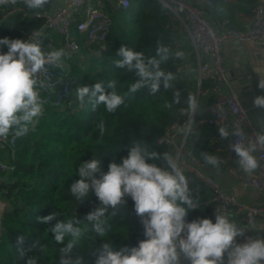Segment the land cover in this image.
I'll use <instances>...</instances> for the list:
<instances>
[{
    "label": "trees",
    "instance_id": "1",
    "mask_svg": "<svg viewBox=\"0 0 264 264\" xmlns=\"http://www.w3.org/2000/svg\"><path fill=\"white\" fill-rule=\"evenodd\" d=\"M213 1L216 12L226 2ZM252 1L248 2L251 7L255 5ZM50 7V4L46 5L42 10ZM14 9L17 10L9 13ZM25 11L29 13L25 15ZM32 11L23 3L0 6V39L24 40L30 31L44 21L41 17L32 16ZM112 16L109 38L114 43L101 56L88 52L84 39L79 37L81 50L69 58L74 86L91 87L103 82L105 90L111 91L107 88V82L115 79L119 82L118 91L124 92L135 78L133 73H125L112 64L113 59H120L116 56L118 47L126 46L142 52L146 57H152L157 47L162 45L169 49L170 56L161 68L175 75L173 87L165 90L161 86L155 94L142 89L128 97L125 105L115 113H108L103 105L96 111L86 106L71 112L60 107L55 94L44 101L43 114L27 134L18 138L16 155L12 159L14 169L9 172L8 180L0 185V200L6 203L0 215V264H26L31 256H38L39 264H58V249L61 245L55 244L53 233H46V229L56 221L44 224L38 222L37 218L57 212L59 220H83L97 206L94 194L81 204L69 191L70 185L79 179L77 169L80 164L95 155L100 157L102 170L107 172L109 163L113 160L121 163L133 142L137 141L149 150L172 154L171 148L159 143L158 139L175 122H183L191 114L186 111L187 98L189 95L197 97V78L191 72L197 66V59L190 43H184L181 52L175 49V43L181 37L179 20L169 15L158 0H131L128 8L117 9L112 12ZM51 35L59 41L57 34ZM6 52V46L0 45V53ZM186 66L190 68L189 71L182 70ZM209 86L210 81L201 83L199 98ZM177 90L180 92L179 104L173 102V94ZM212 100L210 95L207 101L210 103ZM207 116V112L198 108L186 141L187 151L202 161L201 153L215 155L214 135L218 133L217 126L204 120ZM100 119L105 121L106 132L103 137H100L95 127ZM155 163L165 166L163 161ZM183 172L198 200V208L189 210L186 222L198 218H210L215 222V203L211 201V190L195 173ZM126 200V205L117 215L110 217L109 234L105 238L89 234L83 247L77 249L79 254L85 256L87 264H94L95 249L100 247L103 239L111 241L114 250L119 251L125 247H135L145 238L143 227L134 212V202L130 197ZM20 236L24 237L22 245L17 244ZM237 243L244 242L237 239ZM33 245L36 247L33 248ZM40 246H44L43 252ZM18 249H24V255Z\"/></svg>",
    "mask_w": 264,
    "mask_h": 264
},
{
    "label": "clouds",
    "instance_id": "2",
    "mask_svg": "<svg viewBox=\"0 0 264 264\" xmlns=\"http://www.w3.org/2000/svg\"><path fill=\"white\" fill-rule=\"evenodd\" d=\"M17 3H23L29 10H42L51 0H0V6ZM41 36L42 33H36L27 40L0 39V45L7 48L6 53H0V138H7L14 128L18 129L16 135L27 132L28 125L44 110L38 91L43 87L39 74L46 73L49 64L64 68V50L45 52ZM116 56L120 59H113L112 64L125 73H133L134 81L124 92L118 91L119 82L115 79L107 82L111 91L105 90L103 82L91 87L77 86L75 94L82 108L90 106L96 111L103 105L108 113H115L128 97L142 89L155 94L161 86L165 90L173 87L175 75L161 68L170 56L167 47L160 45L155 56L146 57L140 51L121 46ZM255 71L257 88L264 93V66ZM173 102L180 103L178 90L173 94ZM253 105L264 111V94L255 96ZM198 108L196 97L189 95L186 111L194 114ZM191 123L188 122L186 130H191ZM95 127L103 137L105 121L100 119ZM218 133L221 139L235 138L229 148L235 153L239 168L248 175L253 174L259 167L254 153L264 149V124L250 140L243 129H230L228 125L220 126ZM201 155L206 164L219 169L222 160L218 156ZM155 161H163L165 166H158ZM77 176L79 179L70 185L71 195L82 204L94 194L97 206L83 220H59L57 212L37 218L44 224L56 221L46 233H53L55 244L61 245L58 264H87L85 256L77 249L83 247L89 234L105 238L111 231L110 217L117 215L129 197L134 202V212L145 238L137 246L119 251L114 250L111 241L103 239L95 249L94 264H182V261L187 264H264V237H249L244 243H237V237L254 225L241 226L229 214L217 210L215 222L210 218L186 222L189 210L198 208V200L176 159L167 152L158 153L138 141L133 142L127 157L122 158L121 163L111 161L107 172L102 170L100 157L94 155L80 164ZM23 242V236L17 238L18 245ZM18 250L24 255V249ZM40 250L43 252L44 246H40ZM26 264H39V257H29Z\"/></svg>",
    "mask_w": 264,
    "mask_h": 264
},
{
    "label": "built area",
    "instance_id": "3",
    "mask_svg": "<svg viewBox=\"0 0 264 264\" xmlns=\"http://www.w3.org/2000/svg\"><path fill=\"white\" fill-rule=\"evenodd\" d=\"M158 1L165 6L169 15L180 22L181 37L177 39L175 49L181 52L184 43H190L193 47L197 59L195 71L198 94L201 83L210 81V86L202 91L213 97L212 102L206 106L208 116L204 120L217 127L228 125L230 129L241 128L247 139H254L257 130L238 95L234 91L227 92L224 89L228 83V71L224 63L223 45L226 41H231L235 45L244 42L264 44V0H256L252 9V23L248 29L236 28L228 18L221 19L218 25L214 26L207 10L193 0ZM201 1L210 10L214 9L213 0ZM130 4L131 0H68L65 4L54 7V0H51L49 9L30 12L32 16L41 17L44 21L30 31L24 40L32 39L36 33H42L40 39L45 52L58 49L65 52L64 68L49 64L46 65L48 71L38 76L43 82V87L38 88L44 93L40 94L43 101L55 94L61 108L71 112H77L81 108L70 74L69 58L81 50L79 37L84 39L88 52L95 56L104 54L114 43L109 38L113 24L112 12L126 9ZM28 13L25 11L24 14ZM51 33L57 34L59 41H56ZM37 119L28 125L27 132L16 135L18 129L14 128L7 138H0V185L8 180L9 172L14 169L12 159L16 155L18 138L27 134ZM192 120L193 116L189 115L187 120L175 122L159 137L158 142L171 148V155L183 171L195 173L209 187L212 192L211 201L215 203V212L217 210L229 214L231 218L240 217L245 227H249L257 219H264V202L253 204L240 202L232 191L225 189L213 176L204 171L207 165L204 161L187 151L186 141L190 131L186 130V126ZM234 139L230 137L229 144L233 143ZM254 154L257 155L259 167L251 175L238 174V179L243 186L264 192V149ZM3 208L4 203L0 207V212ZM249 237L252 238L251 229L247 228L244 235L237 239L245 242ZM182 264H187V261H182Z\"/></svg>",
    "mask_w": 264,
    "mask_h": 264
},
{
    "label": "crops",
    "instance_id": "4",
    "mask_svg": "<svg viewBox=\"0 0 264 264\" xmlns=\"http://www.w3.org/2000/svg\"><path fill=\"white\" fill-rule=\"evenodd\" d=\"M67 1L54 0V7L61 6ZM193 1L207 10L209 19L214 26H217L219 21L224 18L230 19L231 24L238 29H248L251 26V8L253 6L249 5V0H228L223 4V8L217 12L214 6V14L212 13L213 10L207 8L201 0ZM252 2L255 4L256 0ZM223 55L228 71V83L224 86V89L227 92L234 91L238 95L252 124L258 131L260 126L264 124V111L253 105V99L257 95L264 94L257 88L258 77L255 71L258 67L264 66V44L244 42L241 45H235L231 41H226L223 45ZM188 69L190 68L186 66L182 70L189 71ZM191 72L196 75L195 70ZM201 96H203L202 101H200L201 97L199 98L198 94L199 108L207 112V98L210 94L202 92ZM190 115L194 116L192 113ZM214 152L222 160L219 169L207 164L204 171L213 176L225 189L232 191L240 202L244 204L264 202V192L253 187H245L240 183L238 174L246 173L239 168L235 153L229 148V138L221 139L219 133L215 134ZM232 219L245 227L240 217H233ZM253 225L255 227L250 228L252 237H264V219H257L250 226Z\"/></svg>",
    "mask_w": 264,
    "mask_h": 264
},
{
    "label": "rangeland",
    "instance_id": "5",
    "mask_svg": "<svg viewBox=\"0 0 264 264\" xmlns=\"http://www.w3.org/2000/svg\"><path fill=\"white\" fill-rule=\"evenodd\" d=\"M76 87H77V86H75V90H76ZM202 98H203V96H201V99H200V101H202ZM0 202H1V201H0ZM2 202L4 203V208H5V206H6V203H5L4 201H2ZM2 202L0 203V204H1V206H0V207H2V206H3V203H2ZM4 208L2 209V211L4 210ZM2 211H1V212H2ZM1 212H0V213H1Z\"/></svg>",
    "mask_w": 264,
    "mask_h": 264
},
{
    "label": "water",
    "instance_id": "6",
    "mask_svg": "<svg viewBox=\"0 0 264 264\" xmlns=\"http://www.w3.org/2000/svg\"><path fill=\"white\" fill-rule=\"evenodd\" d=\"M196 99H198V94H197V97H196ZM2 213V212H1ZM1 213H0V215H1ZM1 223H0V235H1Z\"/></svg>",
    "mask_w": 264,
    "mask_h": 264
},
{
    "label": "bare ground",
    "instance_id": "7",
    "mask_svg": "<svg viewBox=\"0 0 264 264\" xmlns=\"http://www.w3.org/2000/svg\"><path fill=\"white\" fill-rule=\"evenodd\" d=\"M1 203V202H0ZM0 206H1V204H0Z\"/></svg>",
    "mask_w": 264,
    "mask_h": 264
}]
</instances>
